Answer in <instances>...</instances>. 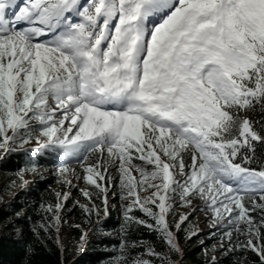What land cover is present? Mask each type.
Wrapping results in <instances>:
<instances>
[{"label": "snow or ice", "instance_id": "snow-or-ice-1", "mask_svg": "<svg viewBox=\"0 0 264 264\" xmlns=\"http://www.w3.org/2000/svg\"><path fill=\"white\" fill-rule=\"evenodd\" d=\"M18 152L12 187L57 161L27 220L59 264L65 226L78 252L111 211L103 264H184L201 213L205 264H264V0H0V157Z\"/></svg>", "mask_w": 264, "mask_h": 264}, {"label": "trees", "instance_id": "trees-1", "mask_svg": "<svg viewBox=\"0 0 264 264\" xmlns=\"http://www.w3.org/2000/svg\"><path fill=\"white\" fill-rule=\"evenodd\" d=\"M39 163V171L44 170L41 175H33L30 184L23 188L12 187L10 182L15 179V173L25 166L26 157L23 153H13L0 157V264H24L26 259V250L29 246L35 248V255L32 257V264H59L61 259L58 249L54 244L50 243L51 251L39 247L35 236L29 230L30 225L27 218L32 217L33 220L39 219L36 210L39 207L42 197L49 196V190L52 188L59 189L56 180L57 161L50 157H37ZM75 164V162H73ZM29 175V174H28ZM32 175V174H31ZM18 183V182H17ZM79 196L77 189H72V198ZM82 199V198H81ZM113 202H115L113 200ZM71 207V201L68 204ZM26 213L25 216L18 217L16 213ZM195 216L190 218V222ZM74 219L76 223H82L81 213L78 208L74 209L69 220ZM9 221L15 224L8 225ZM89 226L93 229L86 243L77 252L75 248L76 242L79 240V229L68 228L65 226L61 233V239L64 244L70 248L63 254L64 264H103L110 256L113 245L118 243L119 213L111 211L109 217L102 220L99 227ZM7 225V226H6ZM186 227L188 225H185ZM14 227H23L24 233L21 237H17ZM102 228V231L100 230ZM209 232H201V235L194 238L191 242L185 244L184 233H180V242L185 249L184 264H205L202 255L204 248H211L216 241L209 239ZM137 239L152 241L159 245L155 237L147 232L142 231L136 235ZM198 240H203L204 245L201 246ZM235 257L231 254L227 256H218L220 264H233Z\"/></svg>", "mask_w": 264, "mask_h": 264}, {"label": "rangeland", "instance_id": "rangeland-1", "mask_svg": "<svg viewBox=\"0 0 264 264\" xmlns=\"http://www.w3.org/2000/svg\"><path fill=\"white\" fill-rule=\"evenodd\" d=\"M43 171L44 170L39 171V173L43 172ZM25 179H28L30 182L33 179V175H31V174L26 175ZM29 182L27 185L30 184ZM73 183H76V181H73ZM80 184H81V186H83L82 181L80 182ZM109 200H110V205H111V203H113V198L111 197V195L109 196ZM177 211L179 212V211H181V209L178 208ZM190 223L192 224V226L198 227L200 229V232L211 231L208 227V221L205 218V216L203 215V213L199 214L198 216H195L194 219H192ZM84 228L89 229L90 227L84 226Z\"/></svg>", "mask_w": 264, "mask_h": 264}]
</instances>
